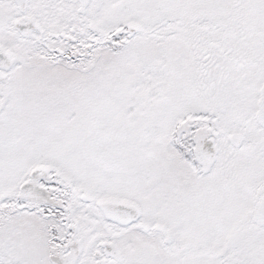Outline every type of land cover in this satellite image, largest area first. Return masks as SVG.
<instances>
[{
	"label": "snow or ice",
	"instance_id": "snow-or-ice-1",
	"mask_svg": "<svg viewBox=\"0 0 264 264\" xmlns=\"http://www.w3.org/2000/svg\"><path fill=\"white\" fill-rule=\"evenodd\" d=\"M0 264H264V0H0Z\"/></svg>",
	"mask_w": 264,
	"mask_h": 264
}]
</instances>
